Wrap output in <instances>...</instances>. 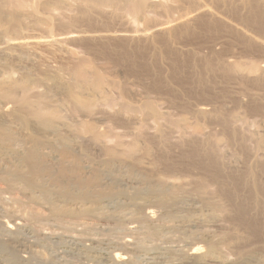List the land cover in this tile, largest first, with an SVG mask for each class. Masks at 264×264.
Returning <instances> with one entry per match:
<instances>
[{"label": "rangeland", "instance_id": "1", "mask_svg": "<svg viewBox=\"0 0 264 264\" xmlns=\"http://www.w3.org/2000/svg\"><path fill=\"white\" fill-rule=\"evenodd\" d=\"M4 1L6 4L7 1L12 3V7L10 6L12 10H9L8 7L10 3L7 6L3 2L2 11L5 12L7 18L4 22L0 23V25H3L2 27L0 26V80H7L8 78L26 80L30 85V90H33V93L32 91L28 92L33 94L31 98L38 94L39 96L36 97H39L38 99L41 100L45 98L43 101L46 100V104H49L50 107L53 106L51 104H55L54 106L61 105L60 108H62L59 109V106L50 108L46 105L48 108L46 109L43 106L44 114H55L58 117V122L55 119L56 121H44L41 123L34 120L35 118L33 119V116L31 117L27 111V113H24L25 110L22 109V111L16 107L15 109L11 104H6V107L9 109H0V151L5 154V158L0 163V223L9 222L13 226V229H15L11 231L15 236L11 235L12 233L6 234L3 227L5 223L0 224V245L2 243L6 245V249H2L0 246V264H108L107 259L103 255L107 251L113 252V250L116 252L120 250V253L129 254H126L129 260H127L128 264H151L155 258L169 260L173 264H184L186 259L183 258V254L192 248V246H199L198 248L201 250L199 255L205 258L203 261L207 264H213L214 262L218 264H264V225L260 227V222H264L262 220L264 216H262V219L260 216L258 217V213L261 211L257 212L258 207L256 204H254V207L252 206L253 203L248 199L246 201L247 203L249 201V204L243 201L244 198H248L246 192L248 194L250 192L251 194L253 191L250 187L246 186V190L241 185L243 187L239 189V185L238 189L234 188L233 190L230 189V186L229 189L233 190L234 193L233 191L230 193L229 190L226 192L227 194L229 193V196H221L220 191L215 185L212 186V184L210 185L205 182L202 189L196 187L197 182L195 180L198 177L199 179L203 177L199 174L201 172L199 170H190L189 174L179 171L180 174L176 172L171 176H164L159 174L158 166L154 163L158 155H161L160 152L164 150L162 155L168 157V159L170 158L172 162L176 163L177 159H179V163L182 160L181 152L183 149L186 150L184 148L186 146L180 140L181 134L177 132L179 128L176 126L177 129L175 131L172 126L184 118L185 114L183 115V113L190 110L188 112V114L190 113L189 115L186 113L188 118L185 117L188 119L186 122L190 127L189 130L199 126L202 132L199 135L202 138L199 136V138L197 137L198 140L204 138L203 133L206 136L205 138L208 137L206 140L210 141L209 143L213 144L211 146L215 149V151H212V154L217 152L215 153L217 156H215L214 160L219 162L217 164L219 168L221 165L223 173L225 174L226 172L225 175H222L223 177H228V175V178L231 176L237 178L242 175L245 177L255 168L257 170L261 169V164L264 162V160L263 162L261 161V159H264V152L261 150L263 153L260 154V159H258V156L256 158V154L258 155L259 153L254 154L255 146L253 144L255 145L256 141L264 136V124H262L264 122V88H258V86L255 88L256 84H252L253 86L248 87L247 90L246 85L248 84L247 86H249L251 83L247 82L245 85V82H242L243 86H241V82L237 78L236 80L235 77L231 79V77L222 72L223 70L219 71L224 68L222 64L219 66L217 64L216 67L213 66L215 71H212L213 69L209 71L205 68L202 70L199 64L193 66V63H190L192 65L189 66L185 63L186 66H184V63H177L176 65H179L181 69L185 67L182 71L177 66V68L174 67V62L173 66L172 62L166 60L149 61V63L148 61H145L146 63L141 61L144 65L137 60L135 61L137 65L135 62L132 64L127 57V54H130V50H132L131 46H129L131 44L127 45L128 42L126 41V43L123 39V43L126 44L120 43L122 42L121 38H117L119 42L117 40L113 41V39L111 41L110 39V37L113 38L112 35L116 36L117 34H127L128 36L131 34L132 36L135 35V37L143 35L142 22H134L129 14H120V7L129 0H105L103 5L97 8L89 7L87 12H82V17L80 9L85 6L82 0H44L42 3H37L34 0ZM13 2L15 4L19 2L21 7L16 8L14 6L15 8H13ZM99 35H105V38H108L105 39L108 43H104V39L98 41L95 39L97 42L94 39V41L92 40V36ZM102 46L105 48H101ZM107 47L111 48V55ZM112 49L115 52V57L113 56ZM128 51L130 52L128 53ZM118 53L120 54V58ZM122 56H126L127 59L124 57L125 60L123 61L122 59L124 58ZM81 59L86 63V60L88 62L91 60L92 62H90L94 65H91L90 62L88 65L96 67L97 69H95L101 74L103 73V77L107 78L108 82H116L114 83L116 87H113V90L109 89L111 87H108L107 91L110 90V93L106 91L104 95L106 97V94H109L106 99H109L110 103H108V100L106 101L105 97L100 98V100L97 97H92L94 100L97 98L100 103L103 101L101 99H105V102L103 101L104 106L103 103H99L100 108L98 105V108L93 109V111L91 110V115L89 111L87 114V111H84V113L82 110L72 109V106H68V90L72 82V71H75L74 67L78 68L77 64L80 66ZM138 65L141 69L138 68ZM149 65L150 67H148ZM131 66L133 69H129ZM134 66L137 67L135 68ZM172 68L175 70L173 71ZM178 69H180V72ZM200 80L203 83L201 86ZM204 82L205 84L208 83L209 86L207 87L208 84L205 85ZM239 83L241 88H239ZM107 86L109 85L107 84ZM197 86L201 88L205 86L202 88V91L201 88L198 89V92L200 93L201 91V94L205 92L204 89L208 88L210 90H206L205 93L207 95L205 98L203 97L205 93L202 96L196 92ZM43 92L45 95H43ZM193 92L195 93L194 95ZM41 93L42 96L46 97L41 98ZM254 97H257V99ZM47 99L51 103H48ZM67 100L68 104L66 103ZM90 100L93 101L92 99ZM126 102L130 104L131 108L134 107L127 111L128 114L126 112L124 114V110L120 109V106ZM147 102H151L150 106L157 113L163 114L162 116L165 117V120H162L164 117L155 120L148 114V111L141 112L140 109L147 105ZM199 104L207 105L208 110L220 111L218 113L212 111L211 115H209L214 116L212 114H218L223 121L217 115L215 118L220 119V121L214 117H212L214 118L212 120L211 117H209L210 119L203 116L199 118L200 116L193 115L192 113L195 112L194 110L197 105L200 106ZM65 105L67 107H64ZM185 106H189V109L185 108ZM182 111L183 113H181ZM219 113L228 115V118L226 117V119L225 115L223 117ZM232 113L233 115L236 114L235 116L239 118L230 116L232 119L236 118L233 120L235 122H232V119L230 120L229 118V115H232ZM238 115L241 116L239 117ZM178 118L180 119L178 120ZM224 120L225 122L227 120L231 121L232 125L229 122H227L228 125L220 124ZM171 121L174 123L172 124ZM92 126L96 132L98 131L104 136L103 141L101 140L104 145L96 141L90 143L92 136L89 137L88 135H92L93 133L91 132ZM235 127L237 131L235 130L233 133H230ZM89 129L90 131H88ZM157 131L162 132L165 137V143L162 144L166 145L163 147V150V145H160V147L156 145V143L158 144L156 139H153L154 142L150 139L153 138L151 136H157L155 134ZM191 132L194 133V131ZM234 133L238 135L234 136ZM258 134L261 137H258ZM232 135L239 139L241 135H244L242 139L245 138V140L250 141L249 143L251 144L240 139V141L246 143L244 146L246 151L250 150V147L254 149L250 150L252 158L255 155L254 160L251 157L248 158L250 154H245L246 152L243 148L238 146V144L240 145L238 143L240 141L237 138L232 137L228 141ZM194 136V134L190 136V132L186 135L189 140ZM187 138L186 140H188ZM197 138L195 136V139ZM256 138L258 140L255 141ZM64 139L66 140L64 141ZM113 139L118 141H114ZM134 139L139 140L140 145L142 143L144 145L148 144L145 147L148 146L151 150L149 156H144L142 149L139 150L141 154L138 152L137 154L139 155L137 156H133L132 158L127 156L129 159L122 154L126 147H118L117 144L121 141L124 144L130 143ZM234 139L238 144L232 141ZM262 139L264 140V138ZM177 140L178 142H176ZM202 141H205V139ZM70 142L73 143L71 144ZM114 144H116L115 147H112ZM215 144L218 145L216 146ZM247 144L250 147H247ZM144 145L142 144L140 147ZM152 145L155 147H152ZM73 146H75V149ZM246 147L249 149H246ZM119 148H122L124 151L121 152ZM160 148L161 151L159 150ZM112 149L116 150L114 156H112L113 158L111 157V152H114ZM119 151L121 154H119ZM212 158L214 157L212 156ZM259 160L261 161L260 163ZM135 161L138 163L136 164ZM258 163L260 164V168L258 167ZM222 166L223 168L227 167L225 168L226 170ZM255 170L253 174H256V176L257 174L261 176L263 174L262 171H264V169L262 171L259 170L261 171L260 174L258 173L259 171ZM195 171L198 174L193 177V174L196 173ZM244 171H246L245 174ZM191 172L195 173L192 174ZM180 175H182V178ZM98 177L100 180H98ZM262 177L264 178L263 175ZM259 179L262 182L264 181L261 177ZM126 180L128 181L126 182ZM190 180L192 182H189ZM139 183H141L140 187H144L145 183H156L155 185H162V188L166 186L171 191H174V187L179 186V192L177 191L178 193L174 194L173 202L171 201L172 204H169L165 209L155 207V204H152L153 207L152 205L148 207V205H145L146 203H143V200L141 201L142 204L140 201H137L138 204L135 209L131 203L132 197L143 198L148 194L140 191L136 195L134 189L137 187L136 185L139 186ZM39 193L41 196H39ZM232 193L234 195H230ZM100 195H104L106 198L104 199L102 210H98L97 205H95L97 204L95 203L96 197ZM232 196H237V201L232 200ZM233 201L236 202L234 203ZM50 203L51 205H49ZM244 203L246 208L244 207ZM236 206H238V209L241 208L243 214L246 213V215H242V210L241 213L238 212V209L235 208ZM146 209L156 212L154 213L155 216H153L154 219H145ZM236 209L240 214L236 212ZM133 210L138 213L135 215ZM55 215L57 216L55 217ZM52 232L57 235H53V237L50 235ZM68 234L73 237L76 235V239L74 237L75 240H70L67 237ZM232 234L235 235V238H229V235L232 236ZM208 237H216L215 240L218 238L221 242L224 237L226 239L228 237L230 243H228V239V241L224 240V243L222 242L223 247L220 245L222 248H218L221 250L217 249L218 252L210 253L209 255L204 240ZM236 238H239L240 241ZM78 239L80 240L77 241ZM232 239L235 240V243ZM124 240L129 242L128 248L123 249L121 246L118 248L114 245V243L118 244V242L120 245ZM226 243L227 245L230 244L229 246L231 247L225 245ZM234 244L236 245L233 246ZM154 256L156 257L154 258ZM149 258L152 261L148 262Z\"/></svg>", "mask_w": 264, "mask_h": 264}, {"label": "bare ground", "instance_id": "2", "mask_svg": "<svg viewBox=\"0 0 264 264\" xmlns=\"http://www.w3.org/2000/svg\"><path fill=\"white\" fill-rule=\"evenodd\" d=\"M36 1L37 3H42L44 0H34ZM83 3L85 4L84 7H81L80 9V15L81 17L83 16L82 15V12H87L88 11V8L91 7V8H97L101 5H103L105 3V0H82ZM3 2L6 4V2L4 0H0V23L1 22H4L5 19L7 18V15L5 14V12L2 11V7L4 6L3 5ZM10 3L7 1V4ZM13 8H15L14 6H16V8H20L21 5L19 2H17L15 4V2H13ZM6 4V5H7ZM5 5V6H6ZM8 6V5H7ZM10 6L12 7V3H10V5L8 6L9 7V10H12L10 9ZM26 11V10H25ZM31 11H32V8H31ZM34 11V10H33ZM28 12V11H27ZM11 14H13L11 11H10ZM34 13V12H32ZM36 13V12H35ZM86 14V13H85ZM84 14V16H85ZM120 14H129L133 21L134 22H142L143 23V35L141 37H135V35H127L125 33V35H112L113 38L110 37L111 41L113 39L114 40H117V38H121V40L123 39L125 42L127 41L128 44H131L129 46H131L130 48H132V50L128 51V53L130 52V54H127L128 56V60L131 61V63L133 64L135 61H140L139 63H142L141 61L143 62H147L149 63V61H159V60H166V61H170L175 63V66L173 64L174 67H176L177 63H184L183 65H185V63H187L189 66L192 65L190 63H193V66H195V64H199V66L201 65L202 67V70L203 68H205L206 70H212L213 69V66L216 67V65L218 64L221 65L222 64V67L224 66L223 69H218L219 71L223 70L222 72L225 73V75H228L229 77H231V79H234L233 77H235V80L237 78V80H239L241 82V86H243L242 82H245L244 84L246 85V83H251V85L247 86V90H248V87H252L253 85L252 84H256L255 85V88L256 86L261 87V88H264V0H129V1H126L124 3V5H122L120 7ZM12 18H14L12 15H11ZM3 24V23H2ZM1 27L3 25H0ZM116 33V32H115ZM96 35V33H95ZM84 36V35H83ZM107 36V35H106ZM66 37V36H65ZM74 37V36H73ZM77 37V35H76ZM82 37V36H80ZM79 37V38H80ZM90 37V36H89ZM75 38V37H74ZM85 38V37H84ZM92 40L96 39L97 41L98 40H102V39H106L105 38V35H99V36H92L91 37ZM89 38V39H91ZM116 38V39H115ZM69 39V38H68ZM82 39V38H80ZM86 39V38H85ZM108 39V38H107ZM109 39V40H110ZM93 40V41H94ZM95 40V41H96ZM103 40V41H104ZM123 40L122 42L120 43H123ZM91 41V40H90ZM96 41V42H97ZM117 42H119L117 40ZM126 42V43H127ZM101 43V41H100ZM104 43H108V41L106 42V40L104 41ZM126 43H123V44H126ZM99 44V43H98ZM121 44V45H123ZM109 45V44H108ZM106 45V46H108ZM111 45V44H110ZM126 45V47H128ZM109 47H112V46H109ZM107 47V48H109ZM97 48L99 49V47L97 46ZM101 48H105L104 46H102ZM115 48V47H114ZM96 50V49H95ZM101 50V49H100ZM107 50V49H106ZM110 50V51H109ZM108 52H110V55H111V48H109ZM105 51V50H104ZM113 51V49H112ZM117 52V50H115ZM120 51V50H119ZM102 52V50H101ZM107 52V53H108ZM122 52V51H121ZM120 52V54H121ZM114 51H113V56H114ZM103 54V53H102ZM106 54V53H105ZM119 54V53H118ZM117 54V55H118ZM120 54H119V58H120ZM125 54V53H123ZM109 55V54H107ZM109 55V56H110ZM122 55V54H121ZM108 56V57H109ZM112 56V57H113ZM116 56V55H115ZM114 56V57H115ZM111 57V56H110ZM126 56H122V58H124ZM126 57V59H127ZM117 58V57H116ZM115 58V59H116ZM119 58H117L119 60ZM121 58V59H122ZM76 59V58H75ZM80 60V59H79ZM86 60V59H84ZM117 60V61H118ZM123 61L125 60L122 59ZM121 60V62L123 63V61ZM87 63L85 61H83L81 59V64L79 66V64H77V67L78 68H75V71H72L73 72V75H72V82L70 83L69 85V93H68V99H69V102L68 100L66 101V103L68 102L69 105L68 106H72L71 108L72 109H76V110H82L83 112L84 111H87V114H88V111L90 113V115L92 114V112H90L91 110L93 111V109H96L98 108V105L100 102H98L100 100V98H103L105 97V93L107 91V88L108 87H111L109 89H112L113 87H116V85L114 83L116 82H108V79L103 77V73L101 74L98 70H96L97 68L92 66L91 65H94L92 64L91 60H89V62L91 63V65L89 64L88 65V60H86ZM116 61V60H115ZM120 62V64H121ZM145 62V63H146ZM152 62V63H153ZM119 63V62H118ZM136 63V62H135ZM147 63V64H148ZM144 65V63H142ZM170 64V63H169ZM215 64V65H214ZM129 65V63H128ZM135 65V64H134ZM137 65V63H136ZM142 65V67H143ZM146 65V64H145ZM151 65V64H150ZM150 65L148 67H150ZM153 65V64H152ZM155 65V64H154ZM171 65V64H170ZM88 66V68L86 69V67ZM90 66V67H89ZM188 66V67H189ZM204 66V67H203ZM94 67V68H93ZM135 68L137 66H134ZM152 67V66H151ZM172 67V66H171ZM170 67V68H171ZM178 68L179 65L177 66ZM176 67V68H177ZM182 67V66H181ZM197 67V66H196ZM221 67V66H220ZM221 67V68H222ZM96 68V69H95ZM138 68L139 65H138ZM137 68V69H138ZM144 68H146V66H144ZM185 68V67H183ZM182 68V69H183ZM198 68V67H197ZM129 69H133L132 66L131 68ZM141 69V68H140ZM149 69V68H148ZM146 69V70H148ZM181 69V68H180ZM180 69L179 72H180ZM181 69V70H182ZM71 70V69H70ZM142 70H144L142 68ZM150 70V69H149ZM172 70L174 71L175 69L172 68ZM133 71V70H132ZM183 71V70H182ZM212 71H215V68L212 70ZM136 72V71H135ZM138 72V71H137ZM149 72V71H148ZM176 72V71H175ZM141 73V72H139ZM177 73V72H176ZM222 73V74H223ZM135 74V73H134ZM224 77V75H223ZM225 78V77H224ZM227 78V76H226ZM7 79V78H6ZM107 79V80H106ZM227 80H230V79H227ZM198 81V80H197ZM108 82V83H107ZM200 86L202 83V81L200 80ZM235 82V81H234ZM199 84V81L197 82ZM196 83V84H197ZM107 84L109 86H107ZM196 84H194L196 86ZM205 84V82H204ZM208 84V83H207ZM205 84V85H207ZM107 87H106V86ZM115 85V86H114ZM193 85V84H192ZM36 86V85H35ZM194 86V87H195ZM200 86H197V93L198 94H201V91L203 90L202 88L204 87H200ZM209 86V84L207 85V87ZM31 87H33L31 85ZM37 87V86H36ZM245 87V86H244ZM243 87V88H244ZM68 88V86H67ZM192 88V87H191ZM201 88V91L200 93L198 92V89ZM239 88L240 87V83H239ZM257 88V89H258ZM260 88V89H261ZM30 85L26 82V80H14L12 78H8L7 80L3 79V80H0V109H5V108H8L6 107L8 104H11L14 106V108L16 107L17 109H20V110H25L24 113L27 111L29 113V115L32 117L33 116V119L34 120H37V122L39 121L40 123L41 122H44V121H49V122H52V120H57V116L53 113H50L49 114H44V110H43V106L48 109L47 107H50L49 104H46V100L43 101L46 97V96H42V93L40 96H42L41 98H44L43 100L41 99H38L39 97H36V96H39L38 94L34 97H36V99H34V97L31 98V96H33V94L31 93H28V92H31L33 93V90H30ZM108 89V90H109ZM114 89V88H113ZM112 89V90H113ZM245 89V88H244ZM111 90V92H112ZM206 90H209L208 88ZM206 90L204 89V91L206 92ZM243 90V89H242ZM254 90V89H253ZM252 90V92H254ZM259 90V89H258ZM262 90V89H261ZM191 91V89H190ZM195 91V90H194ZM203 91V92H204ZM210 91V90H209ZM264 91V90H263ZM36 92V90H35ZM108 93H110V90L107 91ZM204 92V93H205ZM250 92V90H249ZM38 93V91L36 92ZM46 93V92H45ZM202 93V94H204ZM244 93V91H243ZM248 93V92H247ZM30 94V95H28ZM191 94V93H190ZM189 94V95H190ZM195 93L193 92V95ZM201 94V95H202ZM254 94V93H253ZM264 94V93H263ZM43 95L44 92H43ZM107 96L109 94H106ZM205 96H203L204 98L206 97V93L204 94ZM238 95V94H237ZM245 95V94H244ZM255 95V94H254ZM106 96V97H107ZM241 96V95H240ZM48 97V96H47ZM92 97H97L99 98V100L97 98H95V100L92 98ZM105 97V99H106ZM261 97V96H260ZM249 98V97H248ZM257 99V97H254ZM50 99V98H49ZM90 99H92L93 101H91ZM105 99H101V100H105ZM230 99V98H229ZM235 99V98H234ZM241 99V98H240ZM108 100V103L109 102V99H106V101ZM243 100V99H242ZM252 100V98H251ZM259 100V99H258ZM102 101L103 103V106H104V102ZM238 101V100H236ZM240 101V100H239ZM248 101V100H247ZM6 102V103H5ZM47 102L48 103H51V101H48L47 99ZM242 102V101H241ZM253 102V101H252ZM67 103V104H68ZM100 103V104H102ZM107 103V105H108ZM128 102L124 103L123 105H119L120 106V109H123L124 110V114L125 112L127 113V111L129 109H132L134 107L131 108L130 104L128 105L127 104ZM256 103V102H255ZM7 104V105H6ZM66 104V105H67ZM106 104V103H105ZM113 104V103H112ZM122 104V103H121ZM241 104V103H240ZM259 104V103H258ZM47 105V107H46ZM51 105H55V104H51ZM64 105V104H63ZM64 106V107H67V106ZM106 105V106H107ZM115 105V104H114ZM151 105V102H147V105H145L143 108H139L141 110V112L143 111H148V114L154 118L155 120L156 119H161L163 114H159L157 113L154 108ZM200 106H196L195 108V112L191 113L196 116H200L199 118H201V116L203 117H214L217 115V117L220 118V116H218V114H212L214 116H210L212 111H216V110H208V107H206L204 104H199ZM244 105V103H243ZM255 105V104H254ZM12 106V107H13ZM53 106H51L50 108H52ZM59 106V107H58ZM56 105L54 107H58L59 109L61 105ZM247 106V105H246ZM260 106V105H259ZM11 107V106H10ZM102 107V106H101ZM187 106H185L186 108ZM245 107V106H244ZM15 108V109H16ZM49 108V109H50ZM57 108V109H58ZM69 108V109H71ZM99 108H100V105H99ZM118 108V107H117ZM183 108V107H182ZM189 109V106L187 107ZM251 108V107H250ZM9 109V108H8ZM54 109V108H53ZM102 109V108H101ZM115 109V108H114ZM119 109V108H118ZM138 109V110H139ZM240 109V107H239ZM256 109H259V108H256ZM22 110V111H23ZM135 110V109H134ZM193 110V109H192ZM251 110V109H250ZM253 110V109H252ZM131 111V110H130ZM186 111V110H185ZM190 110H188L189 112ZM210 111V112H209ZM254 111V110H253ZM259 111V110H258ZM257 111V113H258ZM263 111V110H262ZM26 112V113H27ZM188 112L186 111V113L188 114ZM213 112V113H214ZM220 111L217 110V112L215 113H218ZM255 112V111H254ZM85 113V112H84ZM183 113V111L181 112ZM186 113H183V115ZM256 113V112H255ZM128 114V113H127ZM190 114V113H189ZM188 114V115H189ZM210 114V115H209ZM259 114V113H258ZM264 114V113H263ZM26 115V114H25ZM182 115V114H181ZM184 115V118L180 119L178 118V122H176V124L174 126H172L173 129H175L176 131V126L179 128V131H177L178 133L181 134V142L182 144H184L186 147V150H182V160L178 163L179 159H177V162L178 164L172 162V160L164 155H162V152L164 153V151L160 152L161 151V148L158 150L161 155L153 161L155 163L156 166H158V171H159V174L160 175H164V176H171L173 174H175L176 172H178L180 174V172H184V173H187L189 174L188 172H190V170H199L201 171L199 174H201V176H203L201 179H196L195 182L196 183V187H198L199 189H202V187H204V183H208V184H212L215 185V187L220 191L221 193V196H229L226 192L229 191L230 189H238L237 187L239 186V189L242 188L244 186V188H246V186L251 190H253L250 194L249 190V194L246 192V194L248 195L247 197L248 198H244L243 201L245 202L246 199H248L252 204V206H254V204H256V206L258 207V210L257 212L261 211L260 213H258V217L260 216V218L262 219L264 216V181L262 182L259 177H261V179L264 180V178L262 177V175L264 176V171H262L264 169V162L263 160L264 159H261V161L263 162L261 164V170L263 172V174L260 176L259 174H253L254 170L250 171L249 174H247L245 177L244 175L242 176H238L237 178H233V176H231L230 178L229 175L228 177L226 176H222V175H225L223 173L224 171L221 169V165H220V168L217 164L218 161H215V156H217V154L215 155V153L217 152H214V154H212V151H215V149L211 146L213 144L209 143L210 141L206 140L207 138H205L206 136H204V133L202 134L203 135V139H205V141H202L198 140L199 136L200 138H202L201 134L202 132L200 131V127L199 126H196L194 127L191 131H194L191 132L189 130V125H187V122L185 117H187V115L185 116ZM209 115V116H208ZM219 115H222L219 113ZM225 115V114H223ZM222 115V116H223ZM236 115V114H235ZM233 115H229V118L230 116H235ZM255 115V114H254ZM28 116V114H27ZM29 116V117H30ZM192 116V115H191ZM221 116V117H222ZM239 116V115H238ZM241 116V115H240ZM239 116V117H240ZM259 116V115H258ZM26 117V116H25ZM180 117H183V116H180ZM202 117V118H203ZM224 117V116H223ZM228 118V115L226 116L225 115V118ZM237 118V116H235ZM27 118V117H26ZM188 118V117H187ZM195 118V116H194ZM212 118V120L214 119ZM226 118V119H227ZM236 118H233L232 117L230 118V120L232 119V122H235L233 121L234 119ZM167 119V118H166ZM210 119V118H209ZM216 120L218 118H215ZM221 119V118H220ZM220 119H218V121H220ZM225 119V120H226ZM239 119V118H237ZM55 120V121H56ZM162 120H165V117L164 119ZM215 120V121H216ZM222 120V119H221ZM222 122L220 124H224V125H228L227 122H229V120H227V122ZM38 122V123H39ZM54 122V121H53ZM58 122V120H57ZM167 122V121H166ZM169 122V120H168ZM172 122V121H171ZM231 122V121H230ZM229 122V123H230ZM237 122V121H236ZM174 122H172L173 124ZM171 124V125H172ZM222 124V125H223ZM232 125V123H230ZM262 124H264V122H262ZM85 125V124H84ZM218 125V124H217ZM87 126V125H86ZM85 126V128L87 129V127ZM263 126V125H261ZM91 127V126H89ZM88 127V128H89ZM222 127V126H221ZM230 127V125H229ZM227 128V127H226ZM233 128V126H232ZM231 128V129H232ZM91 129V128H90ZM90 129L88 131H90ZM224 129H225V126H224ZM228 129V128H227ZM226 130V129H225ZM224 130V132H226ZM229 130V129H228ZM237 131L236 127L234 128V130H231L232 132L230 133H233V131ZM87 131V130H86ZM87 131V132H88ZM85 132V131H84ZM86 132V133H87ZM91 132L92 135H88L89 137L92 136L90 138V143L91 142H98L99 144L101 143V145L103 144L102 141H103V138L104 136L99 133L98 131L96 132L94 129H93V126H92V129H91ZM190 132V136H192L193 134L196 136L197 139H195V136L191 138V140H189V138L186 137V135H188V133ZM201 132V133H200ZM228 132V131H227ZM192 133V134H191ZM223 133V131H222ZM221 133V134H222ZM229 133V135H230ZM90 134V133H89ZM113 134V133H111ZM157 136H151L153 138H150L158 141V144L156 143V145H158L160 147V145H163L165 142V137L164 135L162 134V132L160 131H157L155 133ZM227 134V133H225ZM235 134V133H234ZM233 134V135H234ZM84 135V134H83ZM86 135V134H85ZM108 135V134H107ZM115 135V133H114ZM117 135V134H116ZM119 135V134H118ZM224 135V134H222ZM228 136L230 137L228 141H230V139L236 135H238L237 133L234 135V136ZM259 135V134H258ZM121 136V135H119ZM239 136H240V133H239ZM242 136L244 135H241V140H245L242 139ZM249 136V135H248ZM108 137V136H107ZM112 137V136H111ZM110 137V138H111ZM115 138H118L117 136H114ZM188 140H186V138ZM258 137H261V135H259ZM257 137V138H258ZM83 138V137H81ZM86 138V137H85ZM109 138V137H108ZM194 138V139H193ZM225 138V137H223ZM235 139L237 137H234ZM248 138V137H246ZM250 138V136H249ZM248 138V139H249ZM255 139L258 140V139ZM262 138H264V136H262ZM260 138L258 141H256L255 145L253 144V146H255V151H254V154L255 153H259L258 155L256 154V158L258 156V159H260V154L264 152V140ZM88 139V137H87ZM121 139V138H119ZM235 139L232 140L235 142ZM238 141H240L239 138H237ZM251 139V138H250ZM66 139H64L65 141ZM68 140V139H67ZM81 140V139H80ZM84 140V139H83ZM94 140V141H93ZM102 140V141H101ZM114 141L116 139H113ZM179 140V141H180ZM221 140V139H220ZM113 141V142H114ZM118 141V140H116ZM139 141V140H138ZM137 139H134L132 142L130 143H121L123 141H121L120 143H118V147H126V149L124 148V150L122 148H119L122 151H124L122 154L125 155L126 157L129 156V157H133V156H137L139 154H137L138 152L140 153L139 150L142 149V152L144 153V156H149L151 150L147 147H145V144L142 143L144 146L140 147V141L138 142ZM231 141V142H232ZM247 141L246 143H249L250 141H248L247 139L245 140ZM87 142V140H86ZM154 142V141H153ZM178 142V140L176 141ZM237 142V141H236ZM235 142V143H236ZM71 144L73 142H70ZM83 143V142H82ZM115 143V142H114ZM163 143V144H162ZM213 143V142H212ZM216 143V142H215ZM240 143V145L238 144ZM236 144H238V146L241 148H243V150L246 152L245 154H250V150H254L252 149L248 144H247V147L249 146L250 147V150H245L244 146H245V142L244 141H240ZM69 144V143H68ZM75 144V143H74ZM86 144V143H85ZM150 144V142H149ZM232 144V143H231ZM251 144V143H249ZM70 145V144H69ZM83 145V144H82ZM87 145V144H86ZM104 145V144H103ZM116 144H114V146L112 147H115ZM148 145V144H147ZM166 145V144H165ZM163 145L162 146V150L164 149L163 147L165 146ZM216 146L218 144H215ZM214 145V147H215ZM235 145V144H234ZM76 146V144H75ZM75 146H73V148L75 149ZM85 146V145H84ZM150 146V145H149ZM68 147H71V146H68ZM94 147V145H93ZM107 147V146H106ZM151 147V146H150ZM152 147H155L154 145H152ZM246 149H249L247 148ZM104 148V147H103ZM100 149H101V146H100ZM167 149V148H166ZM214 149V150H213ZM114 150V149H112ZM260 150V152H258ZM261 150L263 152H261ZM109 151V150H108ZM115 151L114 152L110 151L111 152V157L114 156L115 154ZM242 151V149H241ZM249 151V153H248ZM109 152V153H110ZM51 153V152H50ZM49 153V154H50ZM104 153V151H103ZM118 153V151H117ZM166 153V152H165ZM253 153V152H252ZM119 154L120 151H119ZM141 154V153H140ZM169 154V152H168ZM244 154V155H245ZM47 155V154H46ZM51 155V154H50ZM110 155V154H109ZM143 155V154H142ZM170 155V154H169ZM168 155V156H169ZM33 156V155H32ZM108 156V155H107ZM117 156V154H116ZM143 156V157H144ZM175 156V155H174ZM212 156L214 158H212ZM7 157V156H6ZM48 157V156H47ZM110 157V158H111ZM120 157V156H119ZM129 157H127L129 159ZM141 157V156H140ZM155 157V156H154ZM218 157H219V153H218ZM251 157L252 158V155L250 154V156H248V158ZM255 157V155L253 156V158ZM5 158V154L3 152L0 151V163L2 162V160ZM113 158V157H112ZM118 158V156H117ZM121 158V157H120ZM139 158V157H138ZM138 158H136L137 160H139ZM142 158V157H141ZM150 158V157H148ZM153 158V157H152ZM252 158V159H253ZM255 158V159H256ZM135 159V157H134ZM154 159V158H153ZM174 159V158H173ZM6 160V159H5ZM27 160V159H26ZM32 160V159H31ZM116 160V159H114ZM124 160V159H123ZM127 160V159H126ZM147 160V158H146ZM151 160V159H150ZM149 160V161H150ZM171 160V161H170ZM254 160V159H253ZM257 160V159H256ZM255 160V161H256ZM128 161V160H127ZM134 161V160H133ZM141 161V160H140ZM143 161V160H142ZM148 161V160H147ZM175 161V160H173ZM259 160V163L261 162ZM21 162V161H20ZM129 162V161H128ZM132 162V160H131ZM127 163V162H126ZM135 163L137 164L138 162L135 161ZM148 163V162H147ZM146 163V164H147ZM219 163V162H218ZM258 163V167L260 168V164ZM28 164V163H27ZM144 164V162H143ZM150 164V162H149ZM151 165V164H150ZM149 165V166H150ZM153 165V164H152ZM136 166V165H135ZM148 166V165H147ZM146 166V167H147ZM182 166V167H181ZM256 166V167H257ZM1 167V166H0ZM137 167V166H136ZM144 167V166H143ZM250 167V166H249ZM21 168V167H20ZM223 168V166H222ZM225 168L227 167H224L223 169L226 170ZM246 168V167H245ZM11 169V168H10ZM147 169V168H146ZM151 169V168H150ZM155 169V168H154ZM250 169V168H248ZM247 169V170H248ZM259 170H255V171H259ZM11 171V170H10ZM25 171V170H24ZM157 171V172H158ZM180 171V172H179ZM198 171V172H199ZM230 171V170H229ZM235 171V170H234ZM261 171H259L258 173L261 174ZM23 172V171H22ZM100 172V171H99ZM150 172V171H149ZM156 172V173H157ZM196 172V171H195ZM195 172H191L192 174L195 173ZM240 172V171H238ZM246 171H244V174H245ZM98 173V172H97ZM190 173V174H191ZM223 173V174H222ZM228 173V172H227ZM248 173V172H247ZM257 173V172H255ZM22 174V173H21ZM154 174V173H153ZM185 174V175H187ZM198 174L197 172L195 174H193V177ZM229 174V173H228ZM231 174V173H230ZM241 174H243L241 172ZM240 174V175H241ZM17 175V174H16ZM184 175V176H185ZM259 175V176H258ZM13 176V175H12ZM154 176V175H153ZM182 175H180L181 177ZM199 176V175H198ZM97 177V176H96ZM173 177V176H172ZM191 177V176H190ZM197 177V176H196ZM109 178V177H108ZM132 178V177H131ZM171 178V177H170ZM182 178V177H181ZM180 178V179H181ZM228 178V179H226ZM97 179V178H96ZM164 179V178H163ZM168 179V178H167ZM174 179H179V178H174ZM189 179V177H188ZM187 179V180H188ZM98 180L99 177H98ZM121 181V180H120ZM128 180H126L127 182ZM137 181V180H135ZM134 181V182H135ZM179 181V180H177ZM117 182V181H116ZM153 182V181H152ZM156 182V181H155ZM172 183V181H170ZM188 182V181H187ZM189 182H192L191 180ZM103 183V182H102ZM129 183V182H128ZM132 183V182H131ZM99 184H101L99 182ZM98 184V185H99ZM108 184V183H107ZM138 184V183H137ZM156 184V183H155ZM155 184H147L145 183V186L144 187H140L141 183H139V186L136 185L137 187H135V193L136 195L138 193H140V191H144L146 192V196L143 197V198H136V197H132L133 199H131V203L133 205V208H137V201H141L143 200L144 202L143 203H146L145 205H154L155 204V207H159L160 209H165L166 207H168L169 204H172L171 201L174 199V194L178 193L179 189L178 187H174V191L170 188H162L160 185H155ZM169 184V183H168ZM187 184V183H186ZM106 185V184H105ZM143 185H144V182H143ZM178 185V184H177ZM190 185V184H188ZM194 185V183H193ZM241 185H243L241 187ZM126 186V185H125ZM173 186V185H172ZM181 186V185H180ZM191 186V185H190ZM189 186V187H190ZM231 186V188L229 189V187ZM233 186V188H232ZM40 187V186H39ZM124 187V186H123ZM134 187V186H133ZM170 187V185H169ZM182 188V187H181ZM192 188V187H191ZM194 188V187H193ZM130 189V188H129ZM177 189V190H176ZM228 189V190H226ZM39 190V189H38ZM181 190V189H180ZM183 190V189H182ZM233 190H230V193L231 191ZM247 190V188H246ZM37 191V190H36ZM178 191V192H177ZM43 192V191H42ZM40 192V193H42ZM45 192V190H44ZM193 192V191H192ZM237 192V191H236ZM39 193V196H41V194ZM234 193V191H233ZM230 194V195H234V194ZM43 194V193H42ZM47 194V193H46ZM63 194V193H62ZM143 194V193H142ZM188 194V193H186ZM190 194V193H189ZM237 194V193H236ZM44 195V194H43ZM58 195V194H57ZM65 195V194H64ZM70 196H72L71 194H69ZM75 195V194H74ZM73 195V197H74ZM145 195V193H144ZM184 195V194H183ZM46 196V195H45ZM45 196H43L45 198ZM49 196V195H48ZM243 196V195H242ZM42 197V198H43ZM128 197V196H127ZM177 197V196H176ZM190 197V196H189ZM233 197L235 196H232V200H236L237 196L235 197V199H233ZM241 197V196H240ZM246 197V195H245ZM38 198V197H37ZM77 198V196H76ZM79 198V197H78ZM109 198V197H108ZM116 198V197H115ZM179 198V197H178ZM229 198V197H228ZM239 198V196H238ZM81 199V198H80ZM79 199V200H80ZM104 199L105 196L103 195H100V196H97L96 197V201L95 205H97L98 207V210H102L103 209V202L105 201ZM188 199V198H187ZM225 199V197H224ZM230 199V198H229ZM229 199H228V202H229ZM41 200V199H40ZM46 201H48L47 198H45ZM227 200V199H225ZM230 200V201H232ZM239 200V199H238ZM43 201V200H42ZM51 201V199H50ZM49 201V202H50ZM129 201V200H128ZM237 201V200H236ZM236 201H233L234 203ZM240 201V200H239ZM249 201L247 204H249ZM94 202V201H93ZM173 202V201H172ZM242 202V200H241ZM42 203V202H41ZM227 203V202H226ZM231 203V202H230ZM229 203V205H230ZM45 204V203H44ZM53 204V203H52ZM63 204V203H62ZM142 204V203H141ZM51 205V203L49 204ZM144 205V206H145ZM152 205V207H153ZM177 205V204H176ZM227 205V204H226ZM234 205V204H233ZM242 205V204H241ZM241 205H239V207H241ZM141 206V205H140ZM196 206V205H195ZM214 206V205H213ZM216 206V205H215ZM228 206V205H227ZM235 206V205H234ZM44 207V206H43ZM52 207V206H51ZM60 207V206H59ZM58 207V208H59ZM173 207V206H172ZM218 207V206H216ZM238 206H236L235 208H237ZM243 207V205H242ZM241 207V208H242ZM244 207L246 208L245 206V203H244ZM255 207V206H254ZM63 208V207H62ZM66 208V207H65ZM132 208V209H133ZM195 208V207H193ZM234 208V209H235ZM238 209V212L241 213V210L243 209ZM60 209V208H59ZM64 209V208H63ZM152 209V208H151ZM154 209V208H153ZM169 209V208H167ZM217 209V208H216ZM237 209H236V212H237ZM51 210V209H50ZM53 210V209H52ZM55 210V209H54ZM57 210V209H56ZM138 210V209H137ZM147 210V209H146ZM233 210V209H232ZM244 210V209H243ZM243 210H242V215H246L243 214ZM61 211V210H60ZM70 211V210H69ZM135 212V215L138 213L137 211L133 210ZM142 211V210H141ZM192 211V210H191ZM255 211V210H254ZM166 212V211H165ZM235 212V211H234ZM233 212V213H234ZM237 212V213H238ZM245 212V211H244ZM51 213V212H50ZM59 213V211H58ZM57 213V214H58ZM154 210H150L148 209L146 211V214H145V219H152L154 215ZM160 213V212H159ZM238 213V214H240ZM56 214V213H55ZM60 214V213H59ZM63 214V213H62ZM134 214V213H133ZM169 214V213H167ZM236 214V213H235ZM260 214V215H259ZM158 215V214H157ZM165 215V214H164ZM237 215V214H236ZM241 215V216H242ZM52 216V215H51ZM57 215H55L56 217ZM160 216V215H159ZM166 216V215H165ZM240 216V215H239ZM65 217V216H64ZM67 217V216H66ZM12 218V217H11ZM81 218V217H80ZM137 218V217H136ZM160 218V217H159ZM158 218V219H159ZM16 219V218H15ZM154 219V218H153ZM23 220V219H22ZM56 220V219H55ZM64 220V219H63ZM71 220V219H70ZM78 220V219H77ZM134 220V219H133ZM140 220V219H139ZM138 220V221H139ZM162 220V219H161ZM264 220V219H262ZM5 221V220H4ZM11 221V220H10ZM142 221V220H141ZM57 222V221H56ZM77 222V221H76ZM150 222V221H149ZM1 223H5V222H1ZM0 223V224H1ZM63 223V222H62ZM142 223V222H141ZM147 223V222H146ZM263 223V224H262ZM260 222V227L261 225H264V222ZM18 224V223H17ZM16 224V225H17ZM21 224V223H19ZM15 225V224H14ZM78 225V224H77ZM81 225V224H79ZM139 225V224H138ZM250 225V224H248ZM255 225V223H254ZM22 226V224H21ZM20 226V227H21ZM256 226V225H255ZM2 227V226H1ZM4 227V231L7 233H12L11 235H14L13 232H11L12 230H15L13 229V226L9 223V222H6L5 225L3 226ZM127 227V226H126ZM129 227V226H128ZM251 227V226H250ZM259 227V228H260ZM17 228V227H15ZM135 228V227H134ZM247 228V227H246ZM249 228V227H248ZM133 229V227H132ZM253 229V228H252ZM257 229V228H256ZM260 230V229H259ZM263 230V229H262ZM207 231V230H206ZM257 231V230H256ZM79 233V232H78ZM201 233H204V232H201ZM263 233V232H262ZM9 234V235H10ZM72 234V233H71ZM226 234V233H225ZM50 235H57V234H54L52 232V234ZM62 235V234H61ZM15 236V235H14ZM46 236V235H45ZM66 236V235H65ZM76 236V235H75ZM74 236V237H75ZM80 236V235H79ZM78 236V237H79ZM204 236V235H203ZM208 236V235H207ZM211 236V235H210ZM234 236V237H232ZM229 235V238H235V235L232 234ZM54 237V236H53ZM70 238V240H75L73 236H68ZM66 237V238H67ZM50 238V237H49ZM82 238V237H81ZM91 238V237H90ZM213 237H208L207 239H204L205 240V245H206V248L209 252V255L210 253H216L218 252L217 249L219 247H223V243H224V240L226 241L228 239H226V237H224V239L222 240H219L217 238V240H215V238ZM240 238V237H239ZM239 238H236V239H239ZM251 238V237H250ZM86 239V238H85ZM242 239V238H241ZM252 239V238H251ZM64 240V239H63ZM80 239H78L77 241H79ZM93 240V239H92ZM91 240V241H92ZM118 240V239H117ZM129 240V239H128ZM229 240V239H228ZM227 240V241H228ZM244 240V239H243ZM71 241V243H72ZM103 241V240H102ZM232 241L234 242L235 240L232 239ZM237 241V240H236ZM240 241V239L238 240ZM242 241V240H241ZM245 241V240H244ZM14 242V241H13ZM94 242V241H93ZM130 242V240H129ZM127 240H124L123 243H120L119 245V242L118 244L117 243H114L115 246H117L118 248L121 246L123 249L124 248H128L129 247V243ZM247 242V241H246ZM249 242V241H248ZM82 243V242H81ZM222 243V244H221ZM228 243H230V240L228 241ZM235 243V242H234ZM237 243V242H236ZM239 243V242H238ZM245 243V242H244ZM110 244V243H109ZM113 244V243H112ZM133 244V243H132ZM107 245V244H106ZM221 245V246H220ZM227 245V243L225 244ZM230 245V244H229ZM227 245V246H229ZM236 244H234L233 246H235ZM1 248H5L6 249V245L5 244H1L0 245ZM80 246V245H79ZM133 247V246H132ZM199 247V246H198ZM198 247H193L188 249V251H184L185 253L183 254V258H185L184 260L186 261H183L185 262L184 264H207L203 261V259L205 260V258H203L201 255H199L200 251ZM201 247V246H200ZM221 247V248H222ZM231 247V246H229ZM83 248V247H82ZM31 249V248H30ZM201 249V248H200ZM225 249V247H224ZM117 250V249H116ZM218 250H221V249H218ZM115 250H113V252H109L107 251L106 254H102L103 256H105V258L107 259L106 261L108 262V264H128L127 260L128 258L126 257L127 255L129 254H125V253H120L118 250V252H114ZM124 251V250H123ZM183 251V250H182ZM199 251V252H198ZM34 253V252H33ZM105 253V252H104ZM157 254V253H156ZM14 255V254H13ZM12 255V256H13ZM181 256V254H180ZM17 257V256H16ZM26 257V256H25ZM156 256H154L155 258ZM161 257V256H160ZM96 258V257H95ZM94 258V259H95ZM153 258V257H151ZM182 258V259H183ZM207 258V257H206ZM15 259V258H14ZM168 259V258H167ZM16 260V259H15ZM14 260V261H15ZM154 261L150 260L149 258V261H152V263L154 264H173L172 262H169V260H163V259H160V258H155L153 259ZM97 261V260H96ZM129 261V260H128ZM172 261V260H171ZM181 261V259H180ZM21 262V261H20ZM178 262V261H177ZM208 262V261H207ZM214 262V261H213ZM19 263V262H18ZM151 263V264H152ZM176 263V262H175ZM180 263V262H179ZM210 263V262H209ZM217 263V262H216ZM215 262L213 264H216ZM220 263V262H219ZM15 264V263H14ZM130 264V263H129ZM218 264V263H217Z\"/></svg>", "mask_w": 264, "mask_h": 264}]
</instances>
